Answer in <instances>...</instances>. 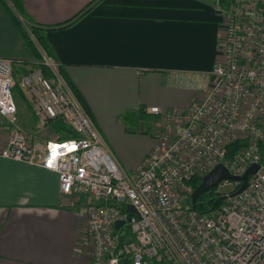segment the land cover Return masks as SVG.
<instances>
[{
	"label": "built area",
	"instance_id": "obj_1",
	"mask_svg": "<svg viewBox=\"0 0 264 264\" xmlns=\"http://www.w3.org/2000/svg\"><path fill=\"white\" fill-rule=\"evenodd\" d=\"M218 7L222 43L201 98L186 109H148L163 124L131 173L112 155L57 60L43 57L51 74L35 67L17 84L42 128L61 118L74 136L61 140L51 132L34 141L15 127L16 79L10 60L0 58V122L12 125L0 155L56 172L65 198L85 197L90 264H264V0ZM237 140L246 146L227 157V145ZM220 163L236 176L258 167L238 194L241 181L221 179L213 187L221 203L199 213L191 208L192 181Z\"/></svg>",
	"mask_w": 264,
	"mask_h": 264
},
{
	"label": "crops",
	"instance_id": "obj_2",
	"mask_svg": "<svg viewBox=\"0 0 264 264\" xmlns=\"http://www.w3.org/2000/svg\"><path fill=\"white\" fill-rule=\"evenodd\" d=\"M21 1L30 23L57 26L94 0ZM218 5L217 0H96L73 22L46 30L44 37L92 120L101 99L113 101L121 112L186 109L201 98L203 93L198 96L192 86L208 78L221 48L224 18ZM0 58L10 60L16 81L43 59L22 44L1 3ZM12 97L15 127L34 141L49 138L52 130L41 127L18 86ZM162 124L159 120L157 130L150 131V149ZM11 130L12 125L0 122V150ZM104 140L120 167L132 168L126 173L150 150L128 163ZM84 202L83 195L76 200L61 195L56 172L0 155V264H90Z\"/></svg>",
	"mask_w": 264,
	"mask_h": 264
},
{
	"label": "trees",
	"instance_id": "obj_3",
	"mask_svg": "<svg viewBox=\"0 0 264 264\" xmlns=\"http://www.w3.org/2000/svg\"><path fill=\"white\" fill-rule=\"evenodd\" d=\"M96 0L90 2L83 10H81L78 14H76L73 18L69 19L67 22H64L57 26H50L46 25L43 26L38 23H30L29 18L27 17V14L25 12V9L23 7L21 0H0V3L4 7V9L8 12L10 15V18L12 19L14 25L18 29L21 38H22V44L26 47H28L36 57L38 61H40L43 57H46L50 60H56L54 58V54L49 47L48 43L45 40L44 33L46 30L49 29H56L63 27L64 25L68 24L69 22H73L75 18H77L81 13L87 12L91 5ZM218 4L220 6H224L227 4L228 0H217ZM28 21V22H27ZM29 23V27L25 26L24 23ZM36 67L41 68L45 76H49L51 74V69L48 67H45L38 63ZM35 68V67H34ZM59 72L65 81V83L68 85L70 90L72 91L73 95L76 97L78 102L82 105L86 113L91 116V112L89 107L87 106L86 101L84 100L83 96L80 94L78 89L75 87V85L69 80V78L65 75L63 68L59 66ZM18 86L17 81L14 84V87ZM19 88V86H18ZM20 89V88H19ZM136 113L139 115V117L142 115H150L148 112V109L146 108H139ZM144 117V116H141ZM48 127L52 130V132H56L60 135V139H67L69 137H73V132L67 128V126L63 123L61 118L54 119L49 122ZM246 141L237 140L235 142H232L227 145V157H230L232 154L237 152L240 148L246 146ZM262 151L264 152V145L262 146ZM263 154V153H262ZM200 178L193 179V187L194 189L197 187V185L200 183ZM221 203V196L218 192L215 191V188H211L197 199L195 203V210L199 213H207L210 211L211 207L213 206V210L219 206ZM192 208V207H191Z\"/></svg>",
	"mask_w": 264,
	"mask_h": 264
},
{
	"label": "rangeland",
	"instance_id": "obj_4",
	"mask_svg": "<svg viewBox=\"0 0 264 264\" xmlns=\"http://www.w3.org/2000/svg\"><path fill=\"white\" fill-rule=\"evenodd\" d=\"M206 85L207 79L201 78V81L192 87L198 89L200 96ZM106 102L105 99L99 100V105L102 106L95 108L96 114L93 115V120L101 129L102 137L105 136L103 139H109L119 154H122L128 163H132L149 148L148 141L152 139L150 131L157 130L159 119L152 114H141L144 117H139L136 111L121 112L113 101ZM131 169L126 172H130Z\"/></svg>",
	"mask_w": 264,
	"mask_h": 264
},
{
	"label": "water",
	"instance_id": "obj_5",
	"mask_svg": "<svg viewBox=\"0 0 264 264\" xmlns=\"http://www.w3.org/2000/svg\"><path fill=\"white\" fill-rule=\"evenodd\" d=\"M258 165L252 164L250 165L247 170L241 175L236 176L232 175L229 170L223 165V164H217L212 170H210L207 174H205L201 180L200 183L197 185V187L193 190L191 194V207L192 209H195V203L199 196L213 188L221 179H233V180H239L242 182L240 187L234 192V194H238L241 191H243L247 186V179L249 175H252ZM128 212L136 213L135 209L129 205L128 206ZM213 210V206L211 207L210 211ZM121 222H117L115 225L118 227Z\"/></svg>",
	"mask_w": 264,
	"mask_h": 264
}]
</instances>
